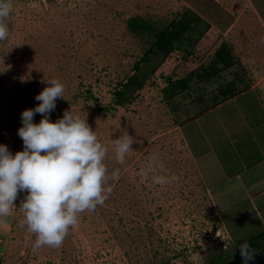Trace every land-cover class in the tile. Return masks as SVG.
<instances>
[{"label": "rangeland", "instance_id": "1", "mask_svg": "<svg viewBox=\"0 0 264 264\" xmlns=\"http://www.w3.org/2000/svg\"><path fill=\"white\" fill-rule=\"evenodd\" d=\"M207 1L11 0L0 41V144L23 150L21 112L54 78L65 92L50 121L69 109L85 115L119 179L62 246L36 252L18 194L0 218V264H220L260 233L249 246L264 248V195L250 202L263 174L258 183L248 175L264 158V0ZM212 13L228 27L212 30L204 19ZM184 15L192 18L166 54L152 34L127 28L131 17L161 30ZM221 46L231 65L215 63ZM124 133L134 151L120 164L112 140ZM156 175L179 179L157 184Z\"/></svg>", "mask_w": 264, "mask_h": 264}, {"label": "clouds", "instance_id": "2", "mask_svg": "<svg viewBox=\"0 0 264 264\" xmlns=\"http://www.w3.org/2000/svg\"><path fill=\"white\" fill-rule=\"evenodd\" d=\"M13 10L11 0H0V41L7 39L9 28L5 21ZM47 86L35 96L39 104L21 112V127L17 133L23 150L15 154L0 144V218L10 215L16 207L18 194L24 193L19 209L23 213L20 226L35 236L33 252L42 247L59 248L77 225L79 214L103 206L111 187L108 180H118L119 170L108 173L105 164L107 149L86 122L84 115L66 110L62 118L51 122L49 114L55 111L57 99H64L65 88L57 79L46 80ZM39 123L33 122L36 114ZM133 137L124 133L112 140L115 159L123 164L125 157L134 151ZM153 157V161H155ZM162 168V166H161ZM149 170H142L147 176ZM156 175L157 184L177 181ZM217 237L221 234L216 232ZM244 264L253 261L256 250L247 241L239 246Z\"/></svg>", "mask_w": 264, "mask_h": 264}, {"label": "trees", "instance_id": "3", "mask_svg": "<svg viewBox=\"0 0 264 264\" xmlns=\"http://www.w3.org/2000/svg\"><path fill=\"white\" fill-rule=\"evenodd\" d=\"M190 16V15H189ZM187 16H181L180 20L178 22L171 21L167 26L163 27L161 30H155L154 27L151 24H148L144 21L143 18L137 16V17H131L127 21V28L134 32V33H145L152 34L155 37L154 43H152L153 46L157 47L158 49H161L163 53L169 52L171 49H173V42L174 40L179 38V34L182 30H185L186 26H188L189 21L192 17ZM193 17L196 20V17L193 15ZM218 53V54H217ZM216 53L217 61L226 64H232V55L230 54L229 50L227 48L221 46L219 51ZM234 89L227 88L226 90L222 91V94H233ZM118 103H121L118 101ZM261 237V233L252 237L251 239L246 240L249 245H251L254 240L259 239ZM239 246H237L236 251H238V257L236 258H228L222 260L220 264H227L228 262L235 260V259H242L239 251Z\"/></svg>", "mask_w": 264, "mask_h": 264}, {"label": "crops", "instance_id": "4", "mask_svg": "<svg viewBox=\"0 0 264 264\" xmlns=\"http://www.w3.org/2000/svg\"><path fill=\"white\" fill-rule=\"evenodd\" d=\"M205 1V0H204ZM210 0H208L207 2H209ZM207 2H205V3H207ZM182 3L184 4V5H186V6H190L192 3H190V0H182ZM204 19H205V21L209 24V27L211 26V29L212 30H214V29H220V30H222V29H226L227 27H228V22L226 23V24H222L221 23V21L223 20V17L221 18V17H218V14H213L212 13V15H211V17L209 18L208 16H204ZM203 19V20H204ZM223 22V21H222ZM230 24V23H229ZM230 54L232 55V51L230 52ZM229 102V101H228ZM221 106V105H220ZM219 108V106L217 107V108H215L213 111H211V112H214L215 110H217ZM263 112H264V110H263ZM201 155V154H200ZM203 158V157H202ZM264 158H263V160L260 162V163H258V165L257 166H254V167H251L250 168V170H249V173L251 172V171H253V174H249L248 173V175H252V178L254 179V181H256L257 183H258V179L259 178H261L260 177V175H262L263 174V178H261V180H262V184H260V185H262V186H264ZM217 165V164H216ZM261 166H263L262 168H260ZM221 167H223V168H226V167H224L223 166V163H222V166ZM219 168V167H218ZM254 168V169H253ZM259 172H262V174L261 173H259ZM228 175H226V178L224 179V180H229L230 178H232V177H227ZM241 178V176H238L237 175V177L236 178ZM255 182V183H256ZM264 195V189H262V191H260L258 194H256V197H250V202H256V200L258 199V198H260V196H263ZM249 198V197H248ZM256 198V199H255ZM257 207V206H256ZM254 207V209H253V211L256 213V217L257 216H259L260 214H261V212L259 211V208L257 207ZM260 213V214H259ZM264 214V213H263ZM226 229V228H225ZM226 233H227V235L230 237V235H229V233L227 232V230H226Z\"/></svg>", "mask_w": 264, "mask_h": 264}, {"label": "water", "instance_id": "5", "mask_svg": "<svg viewBox=\"0 0 264 264\" xmlns=\"http://www.w3.org/2000/svg\"><path fill=\"white\" fill-rule=\"evenodd\" d=\"M227 264H244L242 259H235ZM248 264H264V248L256 252L255 258L253 261H249Z\"/></svg>", "mask_w": 264, "mask_h": 264}]
</instances>
